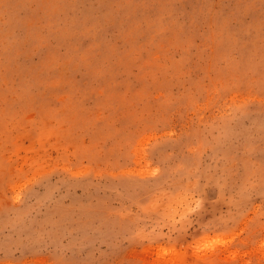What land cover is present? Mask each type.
I'll list each match as a JSON object with an SVG mask.
<instances>
[{
    "label": "rangeland",
    "instance_id": "rangeland-1",
    "mask_svg": "<svg viewBox=\"0 0 264 264\" xmlns=\"http://www.w3.org/2000/svg\"><path fill=\"white\" fill-rule=\"evenodd\" d=\"M0 264H264V0H0Z\"/></svg>",
    "mask_w": 264,
    "mask_h": 264
}]
</instances>
